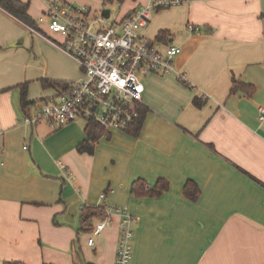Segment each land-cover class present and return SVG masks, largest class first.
<instances>
[{
	"label": "crops",
	"instance_id": "1",
	"mask_svg": "<svg viewBox=\"0 0 264 264\" xmlns=\"http://www.w3.org/2000/svg\"><path fill=\"white\" fill-rule=\"evenodd\" d=\"M20 1L32 24L0 5V264H115L121 216L112 212L93 246L84 222V209L104 201L136 219L131 264H264V0H184L153 10L141 33L181 47L176 72L143 76L148 111L138 136L105 130L89 140L93 151L78 148L88 138L84 117L58 128L24 123L34 106L58 101L85 74L62 47L64 36L39 22L42 1ZM63 1L91 14L107 6ZM150 1L109 2L120 3L114 22ZM161 30L169 32L163 42ZM234 79L254 94L231 93ZM137 178L170 186L137 197L130 189ZM189 180L200 189L196 200L184 194Z\"/></svg>",
	"mask_w": 264,
	"mask_h": 264
},
{
	"label": "built area",
	"instance_id": "2",
	"mask_svg": "<svg viewBox=\"0 0 264 264\" xmlns=\"http://www.w3.org/2000/svg\"><path fill=\"white\" fill-rule=\"evenodd\" d=\"M41 1L45 10L39 22L47 23L52 32L64 36L62 47L79 62L85 78L63 92L58 101L34 106L24 123L35 125L46 121L51 128H58L84 117L93 118L107 130H127L145 107L143 76L176 72L175 60L182 50L174 43L159 46L141 30L147 26L153 10L179 5L184 0H151L109 27L103 25L106 17L91 14L87 8L75 7L63 0ZM95 24H99L97 29ZM27 25L32 32L42 33L35 26ZM188 29L200 30L194 24H189ZM178 74L188 83L184 74ZM259 119L264 120V107L260 108ZM61 166L65 168L64 164ZM64 171L69 174L68 169ZM100 197L105 200L106 194ZM103 208L107 215L95 224L88 243L95 244V238L111 225L112 212H117L121 220L115 264H131L136 219L127 207L104 201Z\"/></svg>",
	"mask_w": 264,
	"mask_h": 264
},
{
	"label": "trees",
	"instance_id": "3",
	"mask_svg": "<svg viewBox=\"0 0 264 264\" xmlns=\"http://www.w3.org/2000/svg\"><path fill=\"white\" fill-rule=\"evenodd\" d=\"M104 1H105V3H109V2H112L114 0H104ZM118 1H122V0H118ZM0 5L3 6L4 8H6L11 13H13L18 18H20L22 21L29 23V24L33 23L30 16L27 14V5L22 3L20 0H0ZM160 8H167V7H160ZM168 34H169L168 31L161 30L158 33L156 40H158L159 42H163L166 40V37ZM184 83H186V82H184ZM233 83L234 84L231 88V93L236 92L238 89H241L247 95H253L255 90H256V88L253 85L246 84L245 82L237 81L234 79ZM42 84L45 87H47V86H63L64 88H67V86H68V84L63 85V83H61V82H54L51 80H43ZM21 87H22L23 105H24L25 111L28 113L29 112L28 107H29V105H31V103H28L26 100L27 99V96H26L27 84H23ZM193 102L198 107H201L203 104L201 99H199L198 97H195ZM147 111H148L147 108L143 107L141 109V113H140V116L138 117V119L126 131L129 132L130 134L134 135V136H138L140 131H141V128L143 126V123L145 121ZM85 130L87 132L88 138L83 143H81L78 148H79V150L93 151L94 145L92 143L94 141H96L102 134H104L105 130H107V129L102 127L93 118H89V119H87V124H86ZM89 140H91L92 143H90ZM146 184H147V182L144 178L135 179L132 182L131 187H130L131 193L137 197H140V196H156V195H161L163 192L167 191L169 189V186H170L169 182L165 179H162V178H159L152 187H147ZM184 194L188 198H190L192 200H196L200 195V189L194 181L189 180L185 184ZM102 208L97 209V208L87 207L84 209L85 210L84 222H85L86 226H88L89 230H92L94 227L91 224V221L93 218H95L96 216H104L105 215L104 208L103 209ZM5 264H26V263L14 262V261L10 262L9 261V262H6ZM89 264H92V263H89Z\"/></svg>",
	"mask_w": 264,
	"mask_h": 264
},
{
	"label": "rangeland",
	"instance_id": "4",
	"mask_svg": "<svg viewBox=\"0 0 264 264\" xmlns=\"http://www.w3.org/2000/svg\"><path fill=\"white\" fill-rule=\"evenodd\" d=\"M107 4V6H106V8H109L110 10H111V15H110V17L109 18H106V20H105V22H104V26L105 27H109L112 23H114V21H116L117 20V18H118V16L120 15V3L119 2H113V3H106ZM144 7V6H143ZM141 9V8H140ZM139 9V10H140ZM155 11V10H154ZM154 11H152L151 12V14H153V12ZM96 14L98 15V14H101V11H96ZM197 26V25H196ZM99 27V24H95L94 25V28H98ZM199 28H200V26H198ZM201 31V28H200V30L199 31H196V32H200ZM52 32V31H51ZM55 34H57V33H55ZM59 34H61V33H59ZM62 35V34H61ZM41 106H43V104H40Z\"/></svg>",
	"mask_w": 264,
	"mask_h": 264
},
{
	"label": "water",
	"instance_id": "5",
	"mask_svg": "<svg viewBox=\"0 0 264 264\" xmlns=\"http://www.w3.org/2000/svg\"><path fill=\"white\" fill-rule=\"evenodd\" d=\"M101 14L106 17V18H109L110 15H111V10L109 8H104L102 11H101Z\"/></svg>",
	"mask_w": 264,
	"mask_h": 264
}]
</instances>
